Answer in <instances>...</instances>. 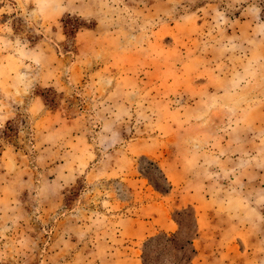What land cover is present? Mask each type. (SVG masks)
Here are the masks:
<instances>
[{
  "label": "rangeland",
  "instance_id": "374dc122",
  "mask_svg": "<svg viewBox=\"0 0 264 264\" xmlns=\"http://www.w3.org/2000/svg\"><path fill=\"white\" fill-rule=\"evenodd\" d=\"M0 264H264V0H0Z\"/></svg>",
  "mask_w": 264,
  "mask_h": 264
},
{
  "label": "trees",
  "instance_id": "16d2710c",
  "mask_svg": "<svg viewBox=\"0 0 264 264\" xmlns=\"http://www.w3.org/2000/svg\"><path fill=\"white\" fill-rule=\"evenodd\" d=\"M193 224V223H192ZM176 236H178V235H172V239H174ZM153 240V238H150L149 239V243L151 242ZM190 244H191V242H190ZM190 252H192V253H194L195 252V249L194 248H192V247H190Z\"/></svg>",
  "mask_w": 264,
  "mask_h": 264
}]
</instances>
